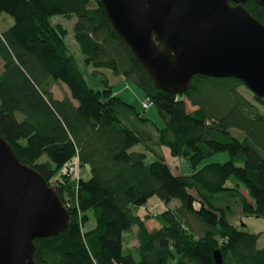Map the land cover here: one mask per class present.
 Returning a JSON list of instances; mask_svg holds the SVG:
<instances>
[{
    "label": "trees",
    "instance_id": "1",
    "mask_svg": "<svg viewBox=\"0 0 264 264\" xmlns=\"http://www.w3.org/2000/svg\"><path fill=\"white\" fill-rule=\"evenodd\" d=\"M243 5L264 23L263 6ZM5 14L14 23L0 31V136L57 190L70 213L63 231L34 240L36 264H215L217 249L222 264H264L260 234L232 224L231 206L222 204L233 198L245 215L264 218V98L247 99L236 78L195 75L184 93L156 86L101 0H0V20ZM56 15L76 18L74 39L102 90L88 85ZM107 71L138 86L163 127L115 94ZM57 83L68 89L62 98L52 91ZM137 145L143 151L133 150ZM155 145L185 158L193 172L172 170ZM220 152L229 160L199 167ZM75 156L78 179L61 173ZM231 177L250 199L226 186ZM152 198L167 207L143 215L139 208ZM174 200L179 205L170 208ZM152 217L159 228L150 231ZM90 218L94 225L87 228Z\"/></svg>",
    "mask_w": 264,
    "mask_h": 264
},
{
    "label": "water",
    "instance_id": "2",
    "mask_svg": "<svg viewBox=\"0 0 264 264\" xmlns=\"http://www.w3.org/2000/svg\"><path fill=\"white\" fill-rule=\"evenodd\" d=\"M101 1L156 86L184 93L195 75L236 78L264 98V23L247 0ZM69 217L57 190L0 136V264H36L34 240L57 235ZM213 258L222 264L218 249Z\"/></svg>",
    "mask_w": 264,
    "mask_h": 264
},
{
    "label": "rangeland",
    "instance_id": "3",
    "mask_svg": "<svg viewBox=\"0 0 264 264\" xmlns=\"http://www.w3.org/2000/svg\"><path fill=\"white\" fill-rule=\"evenodd\" d=\"M4 20L2 21V25L4 27L8 26L10 22L13 24L14 19L5 14ZM53 21L55 23H60L63 25V27L67 30V34L65 36V42L67 46L69 47L70 51L75 55V57L78 60V63L84 73V76L86 78V81L90 88L94 90H102L103 84L101 82V79L98 77H95L91 74V71L88 70L84 64L83 61V55L80 51V47L76 40L74 39V31L73 26L76 21V18L73 19H67L62 15H56L53 18ZM2 69V63L0 61V70ZM105 75L109 78L110 83L112 85V90L115 94H117L119 97H121L124 101L127 103H130L134 105L139 112L142 113V115L150 120H152L158 127H163L164 121L159 115V112L157 108L153 105L147 109L143 106V103L146 101V98L144 96L143 91L136 86L134 83L126 81L124 78L115 76L111 72L107 71L105 72ZM240 93H242L247 99L254 101V93L247 88V86L242 85L239 88ZM52 91L56 98H62L66 95L68 92L67 87L64 84L57 83L52 87ZM259 105V104H258ZM259 108L261 109L262 113L264 114V108L259 105ZM188 109H193L191 105L188 103ZM151 133L153 134V138H157V134L154 128H150ZM233 134L242 136V133L238 130H232ZM156 150L160 151L162 156L164 157L165 161L170 165L171 169L174 170L177 173L184 174V175H190L193 170L190 168L188 161L185 158H174L170 156L168 149L155 145L154 146ZM135 151H143V148L141 145H137L133 148ZM230 155L228 152H220L215 154L214 156L205 159L199 167L204 166L205 164L209 163H223L227 160H229ZM46 158L43 157L41 160H45ZM154 158L151 155H148V162L153 161ZM82 177L84 179L89 178V173L86 170L82 171ZM227 187H235L240 189L242 193H245L247 197L250 199L247 188L242 184L239 183L235 177H231L226 184ZM153 199V198H152ZM151 199V200H152ZM223 206L230 205V212H229V219L232 224L239 227L240 229L254 234H260V239L258 241V247L264 246V218L256 217V216H249L245 215L243 211L241 210V207L236 203L235 199L233 198H227L222 203ZM179 205V201L174 200L172 201L168 206L170 208H174ZM167 206L163 205L161 202H156L155 204H147L143 208H139L141 213H144L143 215H150L153 214V216L156 215V213L162 212ZM149 213V214H148ZM147 227L150 231L159 228V223L155 219V217L150 218L147 221ZM94 225V220L90 218V222L87 224V228L92 227ZM134 230L132 233H135ZM133 236V235H132ZM132 246L137 244V241L134 240L130 243Z\"/></svg>",
    "mask_w": 264,
    "mask_h": 264
},
{
    "label": "built area",
    "instance_id": "4",
    "mask_svg": "<svg viewBox=\"0 0 264 264\" xmlns=\"http://www.w3.org/2000/svg\"><path fill=\"white\" fill-rule=\"evenodd\" d=\"M143 106L145 109L152 106V103L149 101H145L143 103ZM79 158L75 156L73 159L67 161L63 167L61 168V173L63 175H69L72 176L74 179H78L80 176V167H79Z\"/></svg>",
    "mask_w": 264,
    "mask_h": 264
},
{
    "label": "crops",
    "instance_id": "5",
    "mask_svg": "<svg viewBox=\"0 0 264 264\" xmlns=\"http://www.w3.org/2000/svg\"><path fill=\"white\" fill-rule=\"evenodd\" d=\"M4 20V16L2 17V19L0 20V31H3V30H5L8 26H6V27H4L3 25H2V21ZM159 200H157L156 198H153L152 200H150L149 202H148V204H155L156 202H158Z\"/></svg>",
    "mask_w": 264,
    "mask_h": 264
},
{
    "label": "flooded vegetation",
    "instance_id": "6",
    "mask_svg": "<svg viewBox=\"0 0 264 264\" xmlns=\"http://www.w3.org/2000/svg\"><path fill=\"white\" fill-rule=\"evenodd\" d=\"M231 4H232V5H235V3H234V2H231Z\"/></svg>",
    "mask_w": 264,
    "mask_h": 264
}]
</instances>
